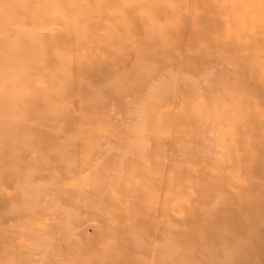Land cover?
<instances>
[{
	"label": "rangeland",
	"instance_id": "obj_1",
	"mask_svg": "<svg viewBox=\"0 0 264 264\" xmlns=\"http://www.w3.org/2000/svg\"><path fill=\"white\" fill-rule=\"evenodd\" d=\"M0 264H264V0H0Z\"/></svg>",
	"mask_w": 264,
	"mask_h": 264
},
{
	"label": "bare ground",
	"instance_id": "obj_2",
	"mask_svg": "<svg viewBox=\"0 0 264 264\" xmlns=\"http://www.w3.org/2000/svg\"><path fill=\"white\" fill-rule=\"evenodd\" d=\"M173 27V26H172ZM177 93V92H176ZM207 143L206 144H211L212 143V141H213V135L211 134V132H210V134H209V136H207V140H205ZM214 143V142H213ZM217 143V142H216ZM218 144V143H217ZM209 147V146H208ZM215 154V153H214Z\"/></svg>",
	"mask_w": 264,
	"mask_h": 264
}]
</instances>
